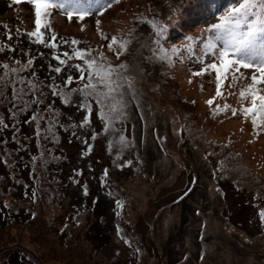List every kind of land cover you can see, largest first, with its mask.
<instances>
[{
	"label": "rangeland",
	"instance_id": "rangeland-1",
	"mask_svg": "<svg viewBox=\"0 0 264 264\" xmlns=\"http://www.w3.org/2000/svg\"><path fill=\"white\" fill-rule=\"evenodd\" d=\"M179 2L114 0L99 12L85 13L82 20L84 12L48 10L42 45L72 43L85 53L83 59H75L78 65L86 68L85 60H95L97 66L117 68L122 86L113 94V102H119L122 115L104 121L107 109L90 96V108L76 112L78 120L88 116L87 125L77 124L68 133L60 127L62 136L56 144L72 155L67 157L72 162L64 164L65 182L60 180L59 195L54 193L57 202L46 199L41 190L42 196L23 200L22 217L15 218L9 216L15 213L11 206L4 207L6 217L0 205V246L22 242L37 259L35 264H264L260 215L264 212V113L246 116L241 109L253 106L252 97H240L255 68L241 69L244 78L235 82L231 72L225 78L222 71V95L217 96L214 70L193 75L209 63L219 64L211 55L203 63L199 59V41L209 35L203 30L217 22L215 15L199 26H189L180 37L154 35L155 25L166 29L160 18ZM33 31L34 7L29 0H0V68L6 81L18 74L35 78L33 71L24 76L21 72L41 54L27 45V33ZM19 33L26 43L21 44L22 52L13 53L10 49L17 44L13 38ZM186 37L197 39L189 44ZM124 42L126 49L121 47ZM173 47L179 52L169 51ZM257 87L264 95V84ZM2 99L0 107L8 121L10 111ZM208 100H213L212 105ZM89 148L92 153L85 152ZM47 151L45 157L51 155ZM85 156H90L89 175L76 171ZM23 175L30 181L33 174L24 171ZM6 181L0 197L4 203L17 202L8 198ZM40 183L51 189L43 179ZM74 186L80 196L87 193L92 201L97 199V207L88 200L83 210L73 207Z\"/></svg>",
	"mask_w": 264,
	"mask_h": 264
},
{
	"label": "trees",
	"instance_id": "trees-1",
	"mask_svg": "<svg viewBox=\"0 0 264 264\" xmlns=\"http://www.w3.org/2000/svg\"><path fill=\"white\" fill-rule=\"evenodd\" d=\"M113 1L63 0L64 6L61 9H68L73 13L84 12L90 14L101 11ZM233 2L234 0H180L178 6H176L177 3L173 4L175 6L174 9L167 7L171 9L166 11L164 16L160 18L166 22V32L164 31L165 33L161 38L180 37L182 36L180 34L185 33V29H188L189 26L196 27L203 24L204 21L206 22L212 16L210 13H218ZM172 10L173 12H170ZM167 14H171V16ZM13 40L17 44L10 51L13 53L22 52L23 45L21 47V44L26 43L23 35L21 33L16 34ZM27 45L33 49L37 48L41 52L40 57L36 61L21 70L23 76L24 73L33 71L36 74L34 79L25 76L22 78L21 74H18L17 79L8 82L4 78V69L0 68V101H3L2 98H4L5 108L10 111V116L8 121H6L3 110L0 107V167L3 168L0 171V196L6 192L2 188V184L8 180V182L6 181L8 183L7 196L17 200V202L13 203L10 201L4 203L3 197H0V205L3 216H8V212L4 207L9 205L15 210V213L13 212L14 215H9L10 218L22 217L21 206H23V200H33L36 196H42L41 190L44 191L46 199L55 200L54 193L57 194L58 182L60 180V182H65L63 174L65 170L64 164L66 162L65 165H67L71 161L70 159L67 160V157L70 158L72 156L66 154L64 149L61 148V144H56L60 140V136H62L60 135V127L64 129V133H68L69 130L75 129L77 124L82 123V120H78L76 112L77 109H84L80 105L85 102L83 95L78 91L70 92L68 103H65L60 96L53 95L54 91L69 92L70 89L81 88L86 83V79L80 80V82L73 79L80 78L81 73L76 68L78 65L76 58H73L71 54L73 48H75L74 51H78L72 43L71 45L68 43L61 44V42L57 41L51 46L45 45V48L40 40L29 36ZM5 50H8V48L3 51L5 52ZM65 53L68 55H64ZM57 56L60 57L59 60L56 59ZM42 60L43 62L41 63ZM60 61H64V63ZM44 64L43 72L40 68ZM81 67L84 68L83 65ZM57 68L60 69L59 72L56 71ZM85 74H88L87 71H85ZM9 75H11V72H8V79ZM69 77L72 78V83L66 85L64 80ZM62 82H64V85H62ZM29 83L34 84L36 87L30 89ZM36 92H39L38 97L35 96ZM88 99L86 103H88ZM58 111L61 112L59 116L57 114ZM48 116H53L54 119L50 120L47 118ZM6 129H8V138L5 136ZM49 147H53L51 151H47ZM62 149L64 153L60 152ZM46 151L51 155L45 157ZM85 152L92 153L90 148L85 150ZM89 157L85 156L82 159V167L79 166L80 169H76L80 174H90L87 165ZM56 168H59L58 172ZM24 171H29V174H33L30 181L24 178ZM53 177H55L54 180ZM41 179L51 189L41 186ZM32 184L37 185V188ZM67 184L72 186L69 180ZM76 188L74 186L72 194V199H74L73 207L83 210L86 200L90 204H96L97 207L99 203L97 199L92 201L89 196L87 197V193L80 196L76 191L78 188ZM55 201L57 202V200ZM17 210H19L18 213ZM89 226L91 227L90 224ZM0 249H2L0 264H35L37 261V259L34 261L33 254L26 250L23 243L19 241H9L2 244Z\"/></svg>",
	"mask_w": 264,
	"mask_h": 264
},
{
	"label": "snow or ice",
	"instance_id": "snow-or-ice-1",
	"mask_svg": "<svg viewBox=\"0 0 264 264\" xmlns=\"http://www.w3.org/2000/svg\"><path fill=\"white\" fill-rule=\"evenodd\" d=\"M34 7L35 15V31L27 33L30 37H36L42 42V27H48L46 17L50 15L48 11L50 8H62L63 0H29ZM85 13L80 14V19H84ZM215 15L217 22L208 25L203 32L208 33L206 39L200 40L198 46L202 45L201 55L199 57L201 63H203L204 57L209 55L215 58V61H219L207 64L200 72L193 73V75H203L208 69H212L216 72L217 90L216 95H222L220 91L221 87V72L227 74L232 73V79L235 82L237 79H243V73L241 69L255 68V72L251 75V83L248 84L246 89L240 91V97L244 98L246 95L252 97V107L243 108L241 111L248 116L253 112L264 113V95H259L260 89L257 87L260 84H264V0H234L224 8V11L217 15V13H210ZM69 19H71V13H69ZM99 23V21H97ZM165 29L160 25H155L154 35L162 36ZM55 39V36L52 37ZM186 41L191 44L197 38L186 37ZM76 43V41H73ZM112 43H116L113 38ZM128 42L121 44L122 48L127 47ZM109 50L112 48V44H109ZM173 53H178L179 49L173 47L169 50ZM90 55V53H87ZM64 55H68L65 53ZM75 58L83 59L84 52L76 51ZM56 59H60L59 56ZM64 63V61H60ZM31 59L28 61L30 65ZM86 68H82L77 65V70L81 73L80 80H84V73L87 71V82L83 84V87L78 89H70L69 92L54 91L53 95H58L65 103L69 102L70 92H80L84 101L80 107L88 109L90 105L86 103L88 97H94L98 105L102 108H106L102 119L104 121H110L114 118H119L122 115L120 108L116 105L119 103L113 102L115 100L114 93L118 92V89L122 86L119 83L121 75L117 68L112 66L104 67L103 65L97 66L95 60H85ZM6 67V66H5ZM120 68L125 67L120 65ZM60 71L59 68L56 69ZM240 74L237 76L236 74ZM259 73V77L256 75ZM191 83V81H189ZM23 83V81H21ZM72 83V78L69 77L65 82L66 85ZM30 89L35 88L34 84L29 83ZM100 89H105L101 91ZM122 96V94H121ZM259 100V106L257 108L256 101ZM207 103L212 105L213 100H208ZM122 107V105H121ZM227 108V106H225ZM233 115H236V111L233 110ZM88 116L86 115L82 121V126L87 125ZM253 127H257V120L255 117L252 119ZM123 140V138H121ZM223 163V162H222ZM262 221H264V212L260 213Z\"/></svg>",
	"mask_w": 264,
	"mask_h": 264
}]
</instances>
